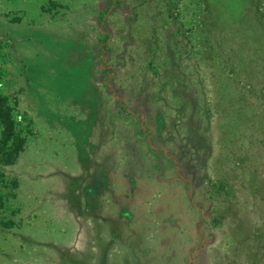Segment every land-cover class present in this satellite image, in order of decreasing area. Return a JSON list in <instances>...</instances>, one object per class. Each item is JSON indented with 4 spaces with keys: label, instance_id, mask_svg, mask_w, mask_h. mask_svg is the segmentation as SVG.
<instances>
[{
    "label": "rangeland",
    "instance_id": "rangeland-1",
    "mask_svg": "<svg viewBox=\"0 0 264 264\" xmlns=\"http://www.w3.org/2000/svg\"><path fill=\"white\" fill-rule=\"evenodd\" d=\"M232 1L0 0V264H264V0Z\"/></svg>",
    "mask_w": 264,
    "mask_h": 264
},
{
    "label": "trees",
    "instance_id": "trees-1",
    "mask_svg": "<svg viewBox=\"0 0 264 264\" xmlns=\"http://www.w3.org/2000/svg\"><path fill=\"white\" fill-rule=\"evenodd\" d=\"M239 2L233 0L229 3L226 9L237 10L239 7ZM109 12V7L103 10L99 16L100 28H103L104 20ZM237 13V12H236ZM241 15V12H238ZM1 56V52H0ZM16 102L13 104L10 102L9 98L4 96L0 92V166L8 164L13 158L12 144L18 136L17 128L19 126V120L15 115ZM3 185V175L0 171V187ZM4 207V200L2 193L0 192V210Z\"/></svg>",
    "mask_w": 264,
    "mask_h": 264
}]
</instances>
